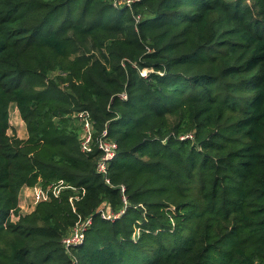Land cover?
<instances>
[{"label":"trees","instance_id":"16d2710c","mask_svg":"<svg viewBox=\"0 0 264 264\" xmlns=\"http://www.w3.org/2000/svg\"><path fill=\"white\" fill-rule=\"evenodd\" d=\"M115 1L0 0V264H264V0Z\"/></svg>","mask_w":264,"mask_h":264},{"label":"built area","instance_id":"2783aa9c","mask_svg":"<svg viewBox=\"0 0 264 264\" xmlns=\"http://www.w3.org/2000/svg\"><path fill=\"white\" fill-rule=\"evenodd\" d=\"M134 1L136 0H126L124 2L115 1V5L118 7L121 4H126L130 6ZM140 19V17H138ZM145 74V72H144ZM126 97V96H124ZM82 121L83 131L81 134L82 139V149L84 151H90L91 150V143L93 139V123L88 118V113L82 112L79 114ZM107 134V131L104 132V135ZM183 138V137H182ZM99 148L103 151V155L98 163V171L106 174L108 165L111 161H113L117 157V144L114 141H111L105 137L101 138L99 141ZM107 182H109L108 179H106ZM125 189H122V192H124ZM59 192V189H56V193ZM49 196L46 191L42 189L41 186H35V193H34V203L37 205L38 202L44 199H48ZM101 213L103 217L107 219L114 220L118 217H120L123 213H125L124 210H122L119 213H113L108 212L104 209H101ZM13 219H18L16 215H12ZM92 219H88L86 222H81L78 224V226L75 228V231L72 235H70L68 238L65 239V243L67 246L71 245H78L83 242L85 234L84 231L86 229V226H88L91 223Z\"/></svg>","mask_w":264,"mask_h":264},{"label":"rangeland","instance_id":"374dc122","mask_svg":"<svg viewBox=\"0 0 264 264\" xmlns=\"http://www.w3.org/2000/svg\"><path fill=\"white\" fill-rule=\"evenodd\" d=\"M10 121L14 124L12 125V127L10 128L9 130V134L10 135H17L18 134H22V132H25L26 131V124H24L25 122H23L22 120V117L16 107V104H12L10 106ZM34 193H35V188H34ZM32 196V195H31ZM32 200H34L33 196H32ZM33 205H34V208H35V203L33 202ZM24 211L22 213H27L25 210H30L31 207H24L23 208ZM29 213V212H28Z\"/></svg>","mask_w":264,"mask_h":264},{"label":"crops","instance_id":"0c3cea01","mask_svg":"<svg viewBox=\"0 0 264 264\" xmlns=\"http://www.w3.org/2000/svg\"><path fill=\"white\" fill-rule=\"evenodd\" d=\"M17 109H18V107H17ZM18 111H19V109H18ZM19 113H20V111H19ZM22 121L24 122V120H22ZM11 124L14 125L12 122H11ZM18 136L20 138L26 139L28 137L27 127H26V131L22 132L21 135L18 134ZM34 188L35 187H23L22 188V190L20 192V207H21L22 212L24 211V209H23L24 207H29V206L31 207V209L25 210L27 213L34 210V205H33L34 200H32V196L34 198Z\"/></svg>","mask_w":264,"mask_h":264}]
</instances>
